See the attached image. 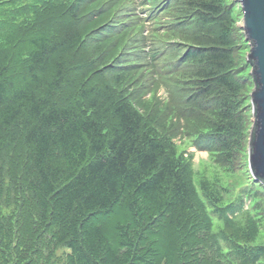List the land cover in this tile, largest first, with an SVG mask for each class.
Segmentation results:
<instances>
[{"label":"trees","instance_id":"16d2710c","mask_svg":"<svg viewBox=\"0 0 264 264\" xmlns=\"http://www.w3.org/2000/svg\"><path fill=\"white\" fill-rule=\"evenodd\" d=\"M237 21L226 0H0V264H264L259 193L223 181L252 123Z\"/></svg>","mask_w":264,"mask_h":264},{"label":"water","instance_id":"95a60500","mask_svg":"<svg viewBox=\"0 0 264 264\" xmlns=\"http://www.w3.org/2000/svg\"><path fill=\"white\" fill-rule=\"evenodd\" d=\"M239 2L243 10L242 28L251 45L247 59L254 80L250 93L253 124L248 144L249 167L256 179L264 181V0Z\"/></svg>","mask_w":264,"mask_h":264},{"label":"rangeland","instance_id":"374dc122","mask_svg":"<svg viewBox=\"0 0 264 264\" xmlns=\"http://www.w3.org/2000/svg\"><path fill=\"white\" fill-rule=\"evenodd\" d=\"M226 1L229 4H232L234 6V9H235L236 13L238 14L237 25L239 26V28L240 27L242 28V25H243V11H242L241 4H240L239 0H226ZM247 41L248 40L246 39L244 41V44H243V47H245L244 51L246 52V55L249 52L250 47H251L249 41L248 42ZM250 65L251 64H249L247 66V68H248L247 74L252 76V74H251L252 66H250ZM251 80H252V88H253V86H254L253 77H251ZM165 81L167 82V80H164V81L161 82L162 88H161L160 93L162 95L163 94L166 95L165 94L166 83H164ZM249 107H251V103H250ZM250 110H251V108H250ZM251 114H252V110H251ZM252 118L253 117L251 115L250 119H251L252 123L250 124V128L248 129L249 134H250L251 126L253 124ZM249 134H248V138H249ZM176 142L180 143L181 146H183V148L186 149L188 153H192L193 154V162H194V167H195L196 170L203 169L204 166L211 167V168L217 170L218 172H220L222 170L220 167H217L216 164L212 162V160L210 158V155H209V152L206 149L197 148L195 145L194 146L191 145L189 138H187V139H176ZM247 158H248V146H247ZM247 161L248 160L245 157H243L241 171H237V173H234V175L238 174L240 176L239 179L236 178L237 175L235 177L232 176V177H227V178L223 179V181L226 182V184H231V183L234 184V183H236V187H231L232 189H234V193H231V195L229 196V199H231V196H233V195H234L233 200L236 199V195L241 193V190L246 187L247 189H250L252 191H258V193H259L257 199H252V203H250L249 198L245 197V199H246L245 200L246 207L252 208L256 201H260V202H262L261 207L264 208V186L261 183L255 181L253 178H251V174H250V171H249V166H248ZM212 172H213L212 170H209V173L212 174ZM223 173H224V171H223ZM100 219L101 220H105L102 217H100ZM107 221L110 222L108 224H111L113 222V218L112 219L111 218H107ZM258 243H264V223H263V228H262L261 235H260V237L258 239Z\"/></svg>","mask_w":264,"mask_h":264}]
</instances>
